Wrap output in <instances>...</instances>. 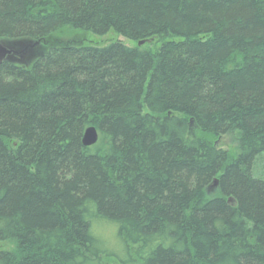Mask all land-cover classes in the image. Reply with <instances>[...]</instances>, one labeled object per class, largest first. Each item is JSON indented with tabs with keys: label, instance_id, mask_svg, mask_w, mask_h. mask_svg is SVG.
Segmentation results:
<instances>
[{
	"label": "trees",
	"instance_id": "16d2710c",
	"mask_svg": "<svg viewBox=\"0 0 264 264\" xmlns=\"http://www.w3.org/2000/svg\"><path fill=\"white\" fill-rule=\"evenodd\" d=\"M50 37L0 65V264H264V0H0Z\"/></svg>",
	"mask_w": 264,
	"mask_h": 264
},
{
	"label": "rangeland",
	"instance_id": "374dc122",
	"mask_svg": "<svg viewBox=\"0 0 264 264\" xmlns=\"http://www.w3.org/2000/svg\"><path fill=\"white\" fill-rule=\"evenodd\" d=\"M75 40L80 41L81 39H87L91 42V44L93 45H103L106 42H110L111 40L115 39L116 37L114 35H109V36H104V37H93V36H89L86 34H77L75 36H73ZM55 38L56 40L54 41ZM61 43L60 44H66L68 40H62L61 39ZM121 41H123V43H125L127 46H133V43L125 41L121 38ZM6 42L8 44L11 45H16V44H22V43H26L28 41H24V40H6ZM55 45H59V41H57V37H50L48 38L47 42L42 43L41 45L37 46V48L35 49L36 52H34L32 50L31 55L26 59V61L24 63L20 62L21 64H27L29 62H31L34 58H36L37 56H39L41 53H45L47 51L48 48L55 46ZM39 54V55H37ZM18 61V60H17ZM217 146H219V148L223 149V150H228L230 149L232 152H234V146L233 144H231L230 139L228 138H221L218 139V141H216ZM260 163H258L259 165ZM259 170H262L261 168ZM101 238L102 241H106L107 245L110 246H115L114 240L110 234V231L107 230H103L101 233Z\"/></svg>",
	"mask_w": 264,
	"mask_h": 264
},
{
	"label": "water",
	"instance_id": "95a60500",
	"mask_svg": "<svg viewBox=\"0 0 264 264\" xmlns=\"http://www.w3.org/2000/svg\"><path fill=\"white\" fill-rule=\"evenodd\" d=\"M152 40L140 41L138 42V46H142L145 43L150 44ZM36 46H39V42L28 41L22 44L11 45L6 42V40L0 39V64L6 60H18V62L24 63L26 59L31 55L32 50L36 52L34 49ZM39 55V54H37ZM97 132L93 127H88L85 129L82 136V145L84 147L92 146L97 141ZM216 182L214 181L213 186H215Z\"/></svg>",
	"mask_w": 264,
	"mask_h": 264
}]
</instances>
